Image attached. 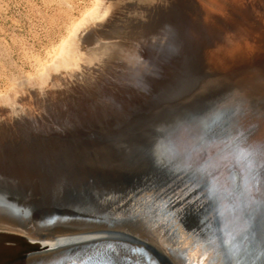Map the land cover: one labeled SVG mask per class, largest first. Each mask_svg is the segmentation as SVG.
Listing matches in <instances>:
<instances>
[{
  "label": "water",
  "instance_id": "1",
  "mask_svg": "<svg viewBox=\"0 0 264 264\" xmlns=\"http://www.w3.org/2000/svg\"><path fill=\"white\" fill-rule=\"evenodd\" d=\"M257 42L193 52L190 65L183 60L119 110L0 138V264H185L184 251L151 228L152 217L187 228L203 264H256L264 257L256 175L264 141L252 140L249 120L234 112L218 126L204 106L214 92L181 87L212 56L217 73L251 79L264 67V34ZM229 58L235 63L222 68ZM247 95L229 99L242 105Z\"/></svg>",
  "mask_w": 264,
  "mask_h": 264
},
{
  "label": "bare ground",
  "instance_id": "2",
  "mask_svg": "<svg viewBox=\"0 0 264 264\" xmlns=\"http://www.w3.org/2000/svg\"><path fill=\"white\" fill-rule=\"evenodd\" d=\"M179 1L181 0H115L113 3V6H114V11H112L114 13L113 16H111L108 19H105V16L108 14L110 10L109 5L104 7L102 11L96 13L92 17L93 18L92 22L97 23L103 19H105V22L98 23L97 25H99L100 28L97 27L96 31L91 32L89 34H84V30H86L88 26H86L83 30L78 32L76 39L75 40L71 39V41L69 42V48H67V50H64L65 54H64V51L62 52L63 56L62 58L60 57L61 60L57 64L58 68L56 70L60 71L62 67H66L65 69L66 75H68L69 78L71 79L69 82H74L75 86L78 89L79 88L80 90L83 89L85 91V94H88V95L91 94L92 91H94L95 89L97 90H95L96 92L95 91L94 92L99 95L98 93L99 89L102 87H100L98 83L96 82L94 83V81L97 79V78L95 79L94 75H96L95 73H100V72L104 73L107 70L109 72L106 73V75L103 74L104 75L103 76L101 75L102 73L100 74L101 76H103L102 77L103 82L100 81L101 83H104L108 79L109 75L112 76L116 80H125V78L127 77L129 73L130 75L128 76H130V78L134 76L135 80L133 84L131 86L130 85L126 86L127 89H129L130 87V90L132 91V92H129L133 94L131 98H134V96L137 95L140 91H142L144 87L154 89L161 83V81L167 78H170V76H172L173 74L177 73L180 70V66L182 65V64L181 65L179 64L180 61L186 60L188 65H190L192 60L194 59L193 57H190L192 55L191 52H189V54L184 59L182 58L183 53L188 52L190 49H193L194 47H193V42L191 38L187 34L188 25L186 26V23H185V26H184V21L181 16L182 10H181ZM183 1H185L189 5V7H191L192 9H195L194 7L191 6V4L187 0H183ZM249 1L254 2V0H249ZM227 14L231 15L229 12ZM244 28L246 29V26ZM254 30H258V29H254ZM261 31L263 32L264 30H261ZM234 34H236V32ZM232 35L233 34H231V37ZM242 35H244V32ZM83 42H87V43L83 44ZM221 44H219V46ZM233 44L235 45V42L234 43L232 42L230 46L233 47L232 46ZM142 45H144L145 47L148 45L147 46L148 49L150 48L153 49L152 51H155V53L157 54H156V58L152 57L153 60L151 59V61L148 62V65H146L148 67L144 66L146 64L144 63L143 65L144 67L142 66L143 68L139 69L138 65L142 63V60H140L141 62H138L139 60L137 57L139 54L138 52H140L139 48L142 47ZM226 45H223V46L227 47ZM211 46L213 47V44ZM207 48L208 47H206V49ZM214 48H216V46ZM145 51L146 50H144V52ZM154 57H155V54H154ZM213 57L215 58V56H212L211 60L205 57L203 60L200 58L201 63L199 65L201 66L198 72L197 71L195 73L193 72L189 79V81H192L190 82V85L193 83L192 86L190 87V85H186L185 87H181L182 91L184 93L191 92V94H195V95L214 92L215 98L214 99L205 98L204 106L206 108V106L208 105L206 111L212 115L213 120L218 123V126L219 124L221 126V122H223L224 120L225 122H228L229 121L228 119L230 117H233L232 115L234 112L235 114L238 115L236 116L238 117V119L241 117L242 119L249 120L248 125L250 128L247 131L249 132L248 134H250V138L254 141L263 142L264 141V115L261 113V111L264 113V67L261 69H258V71L254 73L256 75L252 76L251 79L246 78L242 81H236L235 78L228 76V74H222L223 72L217 73L216 59H214ZM158 60L159 61L164 60V63L162 64V62H158ZM146 61L148 60H145L144 62ZM235 61H236L235 59H230V58L226 59L222 68L226 67L228 64H232V63L234 64ZM160 69L162 70L161 73H160L161 71ZM171 69H173L174 72L169 76L167 74L171 71ZM136 70L138 72H136ZM195 74L198 75V78L196 77ZM66 75H64V73L61 74V71H60L58 76L54 78V83H52L53 85H55L53 86L54 88L57 87L55 89L56 94L54 95H57V98H58L57 105L58 106L56 105L55 102H53L52 104L50 103V101L48 102V97L46 96L45 98L44 92H42L43 93L42 96H44V99H42L43 97L42 98L39 97L40 99L45 100L44 102H47L44 105L40 104L41 112L43 113L44 111L49 110L48 114L43 113V115H48L49 118L53 117V121L55 120L57 122H61L59 119L61 118L60 107L63 106L62 103L64 101V98L70 95L72 92L77 93L76 92L77 89L75 90L74 89L75 87L72 88L68 84L69 82L67 80L69 79H66L65 77ZM199 75L203 77L204 79L200 78ZM112 77L111 79H113ZM64 79H66V81H64ZM92 79L93 80L95 79V80L92 82ZM109 82H110V78H109ZM98 86H99V89H98ZM178 87L176 86L173 89H176ZM45 90L49 92L48 89H45ZM117 91H114V92H117ZM124 91H125V94H128L127 93L128 91L127 92L126 90ZM182 91L181 90L177 92L173 91V93L169 95V98L182 95L183 94ZM87 92H90V93H87ZM234 94H240V95L248 94V95L243 100V104L238 105L236 101L234 102L232 101L233 99H229ZM74 96L76 97L78 95L75 94ZM95 98H97V100L99 99L97 96ZM128 99L129 97H125L124 102H127ZM224 100L229 101L231 104L230 103L227 104ZM118 101H116L115 103L116 105L119 103ZM109 102L107 103L109 104ZM101 103L102 101H100V104ZM123 103L121 102L119 103V105L122 106ZM72 104L75 105L74 102L71 103V105ZM222 104H224V106L222 107H225L227 109L221 110L218 107H216ZM9 105L10 107H12L11 108L12 113L16 115L17 117H19L17 118V120L20 119L22 117V114H24L23 111H25V109L17 105L16 102L15 103L11 102L9 103ZM111 105H114V104L111 103ZM200 105H201V102H200ZM123 106H126V105H123ZM79 107L81 108V106ZM91 109H92V106H91ZM226 111H231V116L226 115L227 113ZM84 112L82 116H79V118H81L80 121H83L86 118V115H84ZM96 114H99V113L96 112ZM100 114H101V110H100ZM236 117H234L233 119L238 120ZM49 118L47 119L49 120ZM19 123L22 124L23 126L30 127V125L28 126L27 121L25 122L20 121ZM27 127H24L22 129L23 133H28L30 131L29 128L27 129ZM56 127H57V124H56ZM0 128H1V125H0ZM41 130L43 131V129ZM11 134L13 133H4V130L0 131V138H2L5 135H11ZM259 147L261 148L260 145ZM261 174H262L261 170L256 173V175L258 176V179L261 178ZM178 188H179L178 195L180 197L186 198L187 201L191 202L192 197L188 194L189 192H187L186 190L185 191L181 190L180 187ZM194 204L198 205L200 209L204 207L202 203L197 204V202H195ZM196 205H191V206L196 207ZM149 222L151 224V228L158 235H162L164 238L167 239V241H170L171 243L178 245V247L182 249L181 251H184V254L180 255L181 256V258H179L180 262L185 263V264H203L204 258L202 257V254H201L202 250H201L200 242L192 238V236L187 232V228L184 229L183 227L176 225L173 219L167 221V220H162L158 217L157 218L152 217L149 220Z\"/></svg>",
  "mask_w": 264,
  "mask_h": 264
},
{
  "label": "rangeland",
  "instance_id": "3",
  "mask_svg": "<svg viewBox=\"0 0 264 264\" xmlns=\"http://www.w3.org/2000/svg\"><path fill=\"white\" fill-rule=\"evenodd\" d=\"M114 1L115 0H0V131L4 130V133L20 135L22 129L27 127L20 124V121H27L28 126L30 125L27 129L29 128L30 131L38 132L41 129L46 131L56 127V124L58 127L60 124L64 125L70 120H75L77 116L78 118L76 122H79V116H82L84 111V115H92L94 112V114L97 112L99 114H96V116H102L103 111L106 108L119 110V103H123L125 97H132L133 94L129 93L132 92L130 87L129 89L126 87L127 85L131 86L135 80L134 76L131 78L128 76L130 73L125 80H116L109 75L104 83H101L103 82L102 77L109 71L95 73L96 75L94 76L95 79H97H94L95 81L92 79V82L94 81V83H98L102 88L99 89L98 86L99 95L95 93V90L97 89L94 90L95 92L92 91V93L88 95L85 94L83 89H78L74 82H69L71 79L66 75V67H62V69H60L61 74L64 73V75H66V79H69L67 80L69 82L68 84L72 88L75 87L74 89H77V93L72 92L73 94L71 93V96L66 95L67 97L64 98L62 103L63 106L60 107L61 118L59 119L61 122L53 121V117L49 118L48 115H43V113L48 114L49 110L42 113L40 107V104L44 105L47 103L44 102L45 100H42L44 99V96L45 98L46 96L48 97V102L50 101L51 104L55 102L57 105L58 98L57 95H54L56 94L55 89L57 87L54 88L53 86L55 85L52 83H54V78L60 73V71L56 70L58 68L57 64L61 60L60 57L62 58L63 56L62 52L69 48V42L71 39L75 40L78 32L83 30L86 26L88 27L84 30V34L96 31L97 27H99V25H97L98 23H104L105 19L113 16L114 13L112 11H114ZM187 1L195 9H192L185 1L181 0L179 1L182 10L181 16L184 21V26L185 23L186 26L188 25L187 30L189 33L187 32V34L191 38L194 48L183 53V59L189 54V52H191V54L198 51L202 52L206 47L216 49L220 46L225 47L223 45L227 44L226 46H229L230 48L232 42H235V44L247 43L252 47H254L253 44L259 45L257 42L258 38L264 34V31H261L264 30V0H254V2L249 0ZM107 5L110 6V10L105 16V19L93 23L92 17L96 13L102 11ZM228 12L231 15L227 14ZM242 26H246V29ZM241 29L244 32V35H242L243 32ZM87 30L90 31L86 33ZM235 32L236 34H234ZM231 34H233V38L231 37ZM85 43L87 42H83V44ZM212 44L213 47L211 46ZM219 44L221 45L219 46ZM147 46L145 47L142 45V47L139 48L140 52H138L139 54L137 57L139 60L138 62H141L140 60H142V65H138L139 69L148 65V62L151 61V59L153 60V58H156L157 53L152 51L153 49L151 48L148 49ZM215 46L216 48H214ZM232 46H234V44ZM144 50L146 51L144 52ZM143 59L144 61H148L144 62ZM158 62H162L163 64L164 60H158ZM180 62L182 63L183 61ZM144 63L146 64L144 65ZM137 70L136 72H138ZM161 72L162 70L160 73ZM172 72L173 69H171L167 75H170ZM100 74L104 75L101 76ZM111 77L113 79H111ZM66 79H64V81H66ZM45 89H48L50 93ZM123 89L126 90V92L128 91L127 93L130 95L125 94ZM151 89L153 88L144 87L142 92L144 90L151 91ZM42 92H44V96H42ZM142 92L140 91L139 93L142 94ZM75 94L78 96L75 97ZM96 96L99 98L98 100L95 98ZM39 97L43 98L40 99ZM100 101H102L101 104ZM106 101L109 102L110 105ZM116 101L119 102L117 104L118 106L115 104ZM11 102H16L17 105L25 109V111H23L24 114H22V117L18 120L17 118L19 117L14 115L11 111L12 107L9 105ZM73 102L75 105H71ZM111 103L114 105H111ZM79 106H81V108ZM47 118H49V120ZM41 119L44 120L42 121Z\"/></svg>",
  "mask_w": 264,
  "mask_h": 264
},
{
  "label": "snow or ice",
  "instance_id": "4",
  "mask_svg": "<svg viewBox=\"0 0 264 264\" xmlns=\"http://www.w3.org/2000/svg\"><path fill=\"white\" fill-rule=\"evenodd\" d=\"M261 173V178L257 181V187L261 189V191H264V170H261ZM256 264H264V257H261Z\"/></svg>",
  "mask_w": 264,
  "mask_h": 264
}]
</instances>
